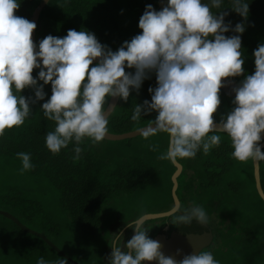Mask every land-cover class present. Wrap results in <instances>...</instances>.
Returning a JSON list of instances; mask_svg holds the SVG:
<instances>
[{
    "label": "clouds",
    "instance_id": "obj_1",
    "mask_svg": "<svg viewBox=\"0 0 264 264\" xmlns=\"http://www.w3.org/2000/svg\"><path fill=\"white\" fill-rule=\"evenodd\" d=\"M20 3L0 0V135L22 124L32 114L30 105L44 101L40 112L53 123L44 134L45 147L56 154L71 142L76 158L85 138L92 143L106 138L116 107L109 98L127 101L154 74L155 87L147 89L150 100L134 103L130 120L156 113L137 132L145 140L167 135L158 159L176 162L195 158L198 151L207 154L224 134L232 159L250 161L254 168L264 162V43L252 52V74H244L231 89L233 107L213 119L221 103L220 89L231 83L224 78L244 73L240 34L245 25L225 22V9L246 20L249 0H167L159 10L147 4L138 19L141 31L115 51L85 29H68L63 37L49 34L34 43L36 24L15 15ZM33 69H38L35 77ZM49 84L51 95L45 100L44 85ZM23 89L34 95L25 97ZM16 157L21 172L34 167L30 153L20 151ZM170 215L169 223L176 227L206 226L209 220L203 206L195 203L184 208L174 204ZM124 227L132 235L125 241L123 228L112 234L105 264H219L210 251L184 253L177 248L179 259L165 255L161 243L150 237L153 226L146 224L144 215ZM36 264H66V259L39 257Z\"/></svg>",
    "mask_w": 264,
    "mask_h": 264
},
{
    "label": "trees",
    "instance_id": "obj_2",
    "mask_svg": "<svg viewBox=\"0 0 264 264\" xmlns=\"http://www.w3.org/2000/svg\"><path fill=\"white\" fill-rule=\"evenodd\" d=\"M40 1L21 0L15 15L29 20ZM113 1L49 0L39 15L36 42L49 34L63 37L68 29H85L115 51L141 31L137 25L145 5L152 3L159 10L157 0H122L117 5ZM225 10V22L245 25L240 34L244 73L230 78L240 81L244 74L254 71L252 52L264 43V0H249L246 20L230 8ZM37 71L33 69V77ZM149 86L155 87L154 74L143 81L138 93L131 92L127 101L118 100L109 116V133L132 132L155 118L152 112L139 121L130 120L132 105L150 100ZM50 87L44 85L45 100L51 95ZM21 94L34 95L31 89H23ZM220 100L218 108L233 107L222 90ZM43 102L30 105L32 114L21 125L6 128L0 135V264H36L39 257H60L66 259V264L75 263L57 241L65 233L63 225L71 231L76 244L87 246L91 253L101 249L106 260L113 233L123 228L125 241L132 235V230L124 227L126 222L140 215L167 212L174 205L171 178L175 166L157 158L166 149L167 135L158 133L148 140L140 136L121 141L104 139L98 143L85 138L78 157L74 158L71 142L53 154L44 144V134L52 130L53 123L40 112ZM222 145L225 144L210 148L211 161L204 160L209 154L199 151L195 158L177 161L183 168L176 179L180 206L195 203L205 209L213 236L206 251L219 248L234 253L235 264H264V219L260 213L264 202L255 187L253 165L248 162L250 183H246L233 174L237 162L230 156L232 149H222ZM20 151L30 153L34 165L30 170L20 171L21 162L16 157ZM259 169L264 193V162L259 163ZM130 201L134 203L126 204ZM170 219L147 221L153 226L150 237L166 226L172 232L175 226ZM212 254L214 259L226 262L217 258V253Z\"/></svg>",
    "mask_w": 264,
    "mask_h": 264
},
{
    "label": "water",
    "instance_id": "obj_3",
    "mask_svg": "<svg viewBox=\"0 0 264 264\" xmlns=\"http://www.w3.org/2000/svg\"><path fill=\"white\" fill-rule=\"evenodd\" d=\"M49 0H41L37 7H35L33 13L31 14V17L29 21H32L36 24L38 23L39 15L41 11L43 10L42 8L45 7L48 4ZM167 0H157V5L158 8L160 9L162 6L166 5ZM35 32L36 28L32 32V40L35 43ZM95 63V61L93 62ZM225 80H231L230 84H227L225 87H222L220 90H222L225 95L228 97L229 101L231 102L232 98L234 97V93L231 91L232 87L238 86L239 81L238 80H232L230 78H224ZM119 98H109V101L114 103L115 105L117 104ZM114 111V110H113ZM112 111V112H113ZM112 114V113H111ZM139 136L137 130L128 132L125 134H112V133H107L105 140L108 141H121V140H126V139H131L134 137ZM261 150L264 149V133L261 134ZM173 165L175 166L176 171L172 175L171 181H172V198L174 204H179V199L177 198V188H178V183H177V178L182 172V166L180 163L172 162ZM253 165V164H252ZM253 175H254V180H255V187L257 190L258 195L260 196L261 200L264 202V193L261 187L260 183V169H259V164L257 163V166L254 168L253 166ZM171 209L167 212H162V213H156V214H146L144 215L146 217V222L150 220H156V219H162V218H167L171 217ZM188 236H185L183 233H189ZM213 236L211 233L210 228L206 226H201L198 224L193 223L190 226H184L180 225L179 227L175 226V229L170 233L169 237H166L165 231H162L159 233L158 236H156V240H158L161 243V251L168 256H173L176 259H179L175 255L176 249L180 248L183 250L184 253L188 252H193V251H199V250H204L207 247H209L212 244L213 241ZM145 264H155V262H145Z\"/></svg>",
    "mask_w": 264,
    "mask_h": 264
},
{
    "label": "rangeland",
    "instance_id": "obj_4",
    "mask_svg": "<svg viewBox=\"0 0 264 264\" xmlns=\"http://www.w3.org/2000/svg\"><path fill=\"white\" fill-rule=\"evenodd\" d=\"M122 0H114V4L117 5V2H120ZM153 6V8H155V6L152 4V3H149ZM115 14H116V17L117 19L120 21L121 20V17L116 13V9H115ZM244 58V56H243ZM223 108L220 109V108H217V112L213 114V119H216L218 120L219 117H220V114L222 113H226L227 111H229L231 109L232 106H229V105H225V106H222ZM220 144H225V145H222L220 146L222 149L223 147H226V146H229L230 147V141L228 139V137L224 134H221V143ZM231 148V147H230ZM209 154V155H208ZM208 155L207 158H205L204 160L205 161H211L210 158L213 157V154L211 152V149H210V152H208L206 154V156ZM237 164L234 166V164H232V166H234L233 168V171L237 177H240L244 182L246 183H250V170H249V167H248V162L249 161H246V162H238L236 161ZM235 162V163H236ZM210 170H213V167L210 168ZM206 176V175H205ZM152 202V201H151ZM167 202V200H163V204L165 205V203ZM134 202L130 201L126 204L128 205H132ZM161 204V205H163ZM162 208H164V206H162ZM57 209L58 208H55V212H57ZM260 213L264 219V206L262 207V209H260ZM63 230L65 231V233L61 234L60 236V241L57 240L59 243H61L62 247L67 251L69 252L70 254L68 255L73 261H75V263H78V264H105V257L104 256H101L102 255V250L98 249L96 250L97 253L96 254V251H93L92 253L90 252L89 248L83 244H76L74 241V237H73V234L71 233V231L63 225ZM56 240V239H55ZM53 240V241H55ZM202 251H206L205 249L202 250ZM212 253H217V258L219 259H226V262L225 261H219V262H224L226 264L234 261L236 258L234 256V253H228L227 251H221L219 250V248L215 249L214 251H211ZM227 254V255H225ZM72 264H75L74 262L71 261ZM232 264H235V261L232 263Z\"/></svg>",
    "mask_w": 264,
    "mask_h": 264
},
{
    "label": "flooded vegetation",
    "instance_id": "obj_5",
    "mask_svg": "<svg viewBox=\"0 0 264 264\" xmlns=\"http://www.w3.org/2000/svg\"><path fill=\"white\" fill-rule=\"evenodd\" d=\"M150 221H151V220H150ZM125 229H126V228H125ZM169 230H170V229H169L168 226L164 227L162 230H159V231L155 234V236H153V239H155L156 236H158L159 233L162 232V231H165V233H166V237H169V235H170V233H171V231H169ZM108 249H109V253H110V251H111L110 247H109ZM108 249H107V250H108Z\"/></svg>",
    "mask_w": 264,
    "mask_h": 264
}]
</instances>
